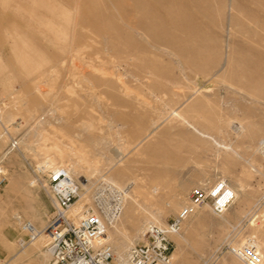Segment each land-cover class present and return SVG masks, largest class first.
<instances>
[{"label": "rangeland", "instance_id": "1", "mask_svg": "<svg viewBox=\"0 0 264 264\" xmlns=\"http://www.w3.org/2000/svg\"><path fill=\"white\" fill-rule=\"evenodd\" d=\"M66 1L49 0L59 16ZM186 1L193 3V9L200 10L197 12L201 15L191 16L190 29L180 31L171 26L170 18L183 16L185 6L167 2L156 14V22L151 23L154 27L149 24L143 29L150 39L139 38L122 26L112 29L83 24L79 18L88 19L85 9L76 12V28L55 24L40 32L22 17L13 18V26L4 29L18 36L12 40L24 42L32 55L41 58V70L51 63L56 66L44 76L21 69L9 57L11 39L2 38L4 30H0V163L6 178L0 188V264L19 252L18 239L29 245L20 224L10 227L16 217L41 230L52 213L51 203L42 188L34 184L31 171L45 159L37 154V147L52 148L46 136L62 145L71 142L86 158L88 165L82 167L90 172L85 176L69 171L82 187L76 208L89 202L90 194L85 193L83 184L90 187L106 179L122 188L130 187L115 225L133 244L143 240L144 229L150 225L148 219L165 224L187 202L192 188L225 178L237 192L233 204L219 217L208 205L197 208L173 238L172 264H242L226 253L225 247L226 243L239 247L248 240L264 264V159L256 149L264 137V0ZM17 5L6 6L4 11L19 13V9L31 8L25 0ZM134 15L133 19L140 17ZM19 30L24 31L22 35ZM80 42L91 47L96 44L107 59L103 67L109 71L98 72L101 68H97L92 69L91 76L85 74L95 86V98L84 83L71 77L70 66L55 64L67 56L64 47H81ZM165 44L173 47L168 49ZM102 45L107 48L106 54ZM36 78L41 81L34 84ZM38 119L42 120L36 125ZM181 119L207 133L220 143V149L211 139L200 138L185 128ZM88 122L93 129L84 132L83 124ZM238 123L243 126L241 134L234 132ZM73 131L82 136L73 137ZM13 139L17 146L9 150L8 143ZM227 148L235 153L224 150ZM46 159L60 166L57 159ZM155 185L159 189L152 192ZM129 206L134 210L124 219ZM26 251L29 256L19 255L11 264H46L41 257L42 243L30 244Z\"/></svg>", "mask_w": 264, "mask_h": 264}, {"label": "built area", "instance_id": "2", "mask_svg": "<svg viewBox=\"0 0 264 264\" xmlns=\"http://www.w3.org/2000/svg\"><path fill=\"white\" fill-rule=\"evenodd\" d=\"M16 146V140L9 141V149ZM257 150L264 159V138L258 143ZM31 171L34 184L42 188L52 206L50 218L41 229L47 264H172L173 238L180 234L186 219L203 205H208L213 215L220 216L235 200L234 192L225 180L217 179L210 185L192 188L187 202L165 224L148 225L143 240L129 247L125 259L119 261L113 255L107 230L119 218L124 192L130 187L121 190L100 182L90 203L77 209L75 203L82 187L67 170L51 169L45 163H39ZM43 180L46 183L43 184ZM5 183L0 163V188ZM22 231L26 233L28 243L36 236L30 222L22 223ZM225 251L243 264H263V257L250 240L239 247L226 243Z\"/></svg>", "mask_w": 264, "mask_h": 264}, {"label": "bare ground", "instance_id": "3", "mask_svg": "<svg viewBox=\"0 0 264 264\" xmlns=\"http://www.w3.org/2000/svg\"><path fill=\"white\" fill-rule=\"evenodd\" d=\"M20 0H0V30H6L8 29L9 30V27H12V20L13 18H23L25 19L26 22L30 23V25L32 27H36L38 28V30L41 32V28L45 29V30H49V28H52V26H54L55 24L56 25H59V24H65V25H71L74 26V24L76 23V12L78 9H85V11L87 12V16H88V19H85V20H82V18L80 19L79 18V21L81 20L83 22V24H87L91 27H94L96 25H105L106 28H114V29H117L118 26H122L123 28L131 31L132 33H135V34H139L140 37L139 38H144V39H150L148 37V33L144 32L143 29L147 28L148 25H152L151 23H155V19H156V14L161 12L160 11V7L162 6V4H165L167 2H170L171 4L173 5H182L184 7V14L183 16L180 15V17L178 16H172V18H170V23H171V26L173 25L174 29L175 30H180V31H183V30H189L190 27H189V23H190V20L192 19V17H194L195 15L197 17H200V13H198L197 11H200V10H197L196 9L194 10L193 7L195 8V6H193V3L189 2V1H186V0H67L66 1V4H65V7L63 8L62 11L63 14L62 15H58V13L60 12H57L55 10V8L53 7L52 5V2H49V0H25V2L27 3H30V9L28 10H17L19 11V13H8V12H5L4 11V7H9V6H12L14 4L17 5V2H19ZM259 1V0H258ZM262 1V0H261ZM24 3V1H22ZM130 2V3H129ZM227 3V2H226ZM263 4V2H262ZM177 5V6H178ZM18 6V5H17ZM236 7V6H235ZM200 8V6H199ZM198 8V9H199ZM202 8V7H201ZM227 8H228V5H227ZM233 8V7H232ZM190 10V13L189 11ZM260 10V9H259ZM79 12V10H78ZM176 12V11H175ZM204 12V11H202ZM71 13V14H70ZM139 14V18L138 19H133L131 15H133V17L135 16L134 14ZM163 13V12H162ZM165 13V12H164ZM264 13V12H263ZM15 14V15H14ZM86 14V13H85ZM182 14V11L181 13ZM259 14H262L261 12ZM84 15V14H83ZM161 15V14H160ZM209 15V14H208ZM168 16V15H167ZM192 16V17H191ZM263 16V15H262ZM261 16V17H262ZM83 17V16H82ZM86 17V15L84 16ZM164 17V16H163ZM161 16V18H163ZM177 17V18H176ZM207 17V16H205ZM264 17V16H263ZM136 18V17H134ZM17 19V20H18ZM168 19H169V16H168ZM167 19V20H168ZM158 20V19H157ZM78 21V22H79ZM19 22V20L17 21ZM195 22V21H194ZM23 23V22H22ZM162 23H164L162 21ZM166 23V22H165ZM168 23V21H167ZM79 24V23H78ZM77 24V26H78ZM76 25V24H75ZM81 25V24H80ZM78 26L79 29H82L81 26ZM169 25V23H168ZM167 25V26H168ZM43 26V27H42ZM85 26V25H84ZM102 26V27H103ZM154 27V25H152ZM194 26V25H193ZM75 27V26H74ZM18 28V27H17ZM30 28V27H29ZM76 28V27H75ZM93 28V29H94ZM101 28V27H100ZM99 28V29H100ZM105 28V27H104ZM103 28V29H104ZM166 28V26H165ZM168 28V27H167ZM88 29H91V28H88ZM91 29V30H93ZM101 29V30H103ZM142 30L141 32L139 30ZM157 29V28H156ZM4 30V37L2 35V38H5V39H11L10 41V44H9V47L10 48H7L6 45L5 47L8 49V55L9 57H12L14 58L19 64V66L21 67V69H30V71L34 70L33 72H37L38 74H40L41 76H44V73L45 72H48L50 73L51 71H49L51 68H54L56 66H51L50 64V67H47L48 69H45V70H41L42 68V65H41V58H38L37 56L35 55H32L29 51V48H27L25 45L24 42L22 41H19L18 39L15 41H13L12 39L18 37V36H14L11 34H8L6 33V31ZM28 30H32V28L28 29ZM97 30V29H95ZM20 31V30H19ZM23 31V30H22ZM20 31V34L21 32ZM35 31V30H34ZM75 31V29H74ZM73 31V33H74ZM82 31V30H81ZM161 31V30H160ZM159 31V32H160ZM24 32V31H23ZM36 32V31H35ZM90 32V31H89ZM87 32V33H89ZM96 32V31H95ZM118 32V31H116ZM122 32V31H121ZM2 33V32H1ZM92 33V32H91ZM99 33V31L97 32ZM103 33V32H102ZM109 34V31L107 32ZM113 33V32H112ZM119 33V32H118ZM182 33V32H181ZM197 33V32H196ZM23 34V33H22ZM21 34V35H22ZM26 34V33H25ZM33 34V32L31 33ZM35 34V33H34ZM33 34V35H34ZM78 34V33H77ZM111 34V33H110ZM115 34V33H113ZM186 34V33H185ZM83 35V34H82ZM90 35V33H89ZM92 35V34H91ZM183 35V33H182ZM188 36V34H186ZM195 35V34H194ZM72 36V34H71ZM74 36V35H73ZM81 36V35H80ZM84 36V35H83ZM82 36V37H83ZM109 36V35H108ZM119 37H121L120 35H118ZM124 36V34H123ZM150 36V35H149ZM154 36V34H153ZM190 36V35H189ZM192 36V35H191ZM27 37V36H25ZM37 36L35 35L34 38H36ZM46 37V36H45ZM77 37V36H76ZM113 37V36H112ZM137 37V36H136ZM151 37V36H150ZM155 37V36H154ZM29 38V37H28ZM72 37H70L69 39H71ZM86 39V37H83ZM107 38V37H106ZM122 38V37H121ZM153 38V37H152ZM105 39V38H104ZM138 39V38H137ZM82 40V39H81ZM103 40V39H102ZM106 40V39H105ZM104 40V41H105ZM143 40V39H142ZM142 40H139L141 42H144ZM153 40V39H152ZM168 39H166V44L168 43L167 41ZM85 41V40H84ZM123 41H126V40H123ZM68 42H71L70 40H68ZM67 42V44H68ZM101 42V41H100ZM99 42V44H100ZM129 42V41H128ZM72 43V42H71ZM130 43V42H129ZM158 44V42H156ZM161 45H163L164 43H161L159 42ZM81 45V42L79 43ZM98 44V45H99ZM103 44V43H102ZM126 44H128L126 42ZM165 44V45H166ZM96 45V44H94ZM90 46V44L88 43H84L81 45V47H75V48H72L69 44V46L66 48L64 47L65 49V52L66 53V57H59L61 58L60 61L58 63H56L55 61V64H57L59 67H63L67 64V66H70L73 71L70 72L71 74V77L74 78L76 81L78 80V83H84L85 84V87L89 90L90 92V96L92 98H95V93H94V84L90 81V79H88L86 77L85 74L87 75H90L91 76V71L92 69H97V68H101V70H97L98 72L101 71V72H105V71H109V70H106V68L103 67V64L107 61V59H105L104 56L101 55V52H99L97 50L96 47L98 46ZM108 45V44H107ZM129 45V44H128ZM75 46V45H74ZM100 46V45H99ZM103 46V45H102ZM105 46H106V43H105ZM105 46H103L102 48V51L106 54L107 52H105V50L107 48H104ZM129 46H133L132 45H129ZM135 46V45H134ZM149 46V45H148ZM172 46V45H171ZM170 46V47H171ZM157 47V46H156ZM167 47V45H166ZM170 47H167L168 49ZM173 47V46H172ZM5 48V49H6ZM111 49V47H109ZM60 49V48H59ZM108 49V50H110ZM158 49V48H157ZM174 49V48H173ZM57 51V50H56ZM62 51V49H61ZM165 51V50H163ZM170 51H173L172 49H170ZM168 52V51H167ZM59 53V52H58ZM57 53V54H58ZM63 53V54H64ZM86 54L87 56H84L83 55ZM189 53V51H188ZM175 54V53H174ZM49 55V54H48ZM65 55V54H64ZM176 55H178L176 53ZM194 55V53H193ZM261 55V54H260ZM53 56V55H52ZM56 56V55H55ZM61 56V55H60ZM129 56V55H128ZM173 56V55H172ZM192 56V55H191ZM112 57V56H111ZM127 57V56H126ZM257 57V56H256ZM259 57V56H258ZM262 57V56H261ZM107 58V57H106ZM130 58V57H129ZM55 59V58H54ZM125 59V57H124ZM260 59V58H258ZM264 59V58H263ZM108 60L109 62L112 61V59L108 57ZM258 61V60H257ZM51 62V61H50ZM262 62V60H261ZM257 64L259 62H256ZM113 66V65H112ZM110 67V66H108ZM250 67V66H249ZM248 67V68H249ZM260 67V66H259ZM112 68V67H111ZM261 68V67H260ZM71 69V70H72ZM144 69V68H143ZM252 69V68H251ZM56 70V68H55ZM70 70V69H69ZM260 71V70H259ZM69 72V71H68ZM141 72V71H140ZM240 72H241V69H240ZM243 72V71H242ZM142 73V72H141ZM144 73V72H143ZM142 73V74H143ZM261 73V71H260ZM259 73V74H260ZM32 74V73H31ZM239 74V73H238ZM245 74H248L247 72ZM254 74V73H251V75ZM258 74V73H257ZM262 74V73H261ZM264 74V73H263ZM49 75V74H48ZM144 75V74H143ZM40 76V77H41ZM255 76V74L253 75V77ZM21 77V76H20ZM18 77V78H20ZM26 77V76H25ZM37 77V75H36ZM34 78V77H33ZM32 78V79H33ZM37 80L34 82L37 83V82H40L41 80H38L40 78H36ZM239 80V78H237ZM237 80V81H238ZM244 80V79H242ZM249 80V79H248ZM27 81V80H26ZM32 81V80H31ZM240 81V80H239ZM245 82V81H244ZM244 82H242L244 84ZM257 82V81H256ZM34 84L30 85V86H33ZM245 84H249V83H245ZM257 84V83H256ZM81 84H79L80 86ZM236 85V84H234ZM239 85V84H238ZM254 85V84H253ZM35 86V85H34ZM78 86V88H79ZM83 86V85H81ZM240 86V85H239ZM244 86V85H243ZM241 86V87H243ZM37 88V85L35 86ZM84 87V88H85ZM240 87V88H241ZM83 88V87H82ZM33 89V87H32ZM243 89V88H242ZM35 89H33L34 91ZM81 91V89H79ZM241 90V89H240ZM38 91V89H37ZM35 91V92H37ZM41 91V90H40ZM75 91V90H74ZM85 92V91H83ZM42 93V92H41ZM41 93L39 92L38 94L41 95ZM76 93V92H75ZM82 93V92H81ZM86 93V92H85ZM39 95V97H40ZM43 95V94H42ZM41 95V96H42ZM83 95V94H82ZM38 96V95H37ZM88 96V95H86ZM43 97V96H42ZM77 97V96H76ZM25 98V97H24ZM79 98V97H78ZM90 98V97H88ZM41 99V97H40ZM26 100V99H24ZM27 102V101H25ZM26 105H31L30 103H26ZM31 107H33L31 105ZM30 107V108H31ZM29 108V109H30ZM35 109V108H34ZM34 111V110H33ZM28 112V111H27ZM31 113V112H30ZM38 117V116H37ZM160 117V116H159ZM158 117V118H159ZM175 118H178L179 115L175 114L174 115ZM36 119V118H35ZM40 120L42 119H38L36 121V125H38L40 122ZM181 122L182 125L185 126V128L187 129H191L198 137L200 138H204V139H211V137H209V135L203 131H200L199 129H197L193 124L189 123V122H186L185 120L181 119L179 120ZM67 122V121H65ZM2 126V125H1ZM232 126V125H231ZM233 127V126H232ZM8 128V127H7ZM91 129H93L92 127V124L91 122H88V123H84L83 124V127L81 130H83L84 132L87 131L89 132ZM234 132L237 131L239 132L240 134L243 133V126L241 123H238L234 126ZM5 130V129H4ZM77 130V129H76ZM79 130V129H78ZM6 131V130H5ZM82 131V132H83ZM74 132V131H73ZM1 133V132H0ZM5 133V132H4ZM3 133V134H4ZM75 133V132H74ZM81 133V131H80ZM82 134V133H81ZM79 133H75L73 134L74 136L73 137H80ZM90 135V134H89ZM3 136V135H2ZM0 135V138L2 137ZM65 138L66 139H69V136H66L64 134ZM82 136V135H81ZM87 136V135H86ZM87 138V137H86ZM264 138V137H263ZM262 138V139H263ZM46 139L51 141V144H52V148H45V147H37V154H39V156H41V158H45L43 159L42 161H40L39 163H45L47 166H49V168L51 169H56V168H63L65 170H67L68 172L69 171H72L74 174H78L80 177H83L85 176V173L87 172H90L89 170H86L84 171L83 170V167L82 166H87L88 163L86 161V158L85 156L79 152L75 146H73L72 144L68 143V145H62V144H59L58 142H56L53 138L49 137V136H46ZM91 139L93 140V136L91 137ZM89 139V140H91ZM261 139V140H262ZM88 140V138H87ZM260 140V141H261ZM213 141V140H212ZM259 141V142H260ZM258 142V143H259ZM214 145L216 146V149H220V143H217L215 141H213ZM258 146V145H257ZM30 147H28L27 150L30 151L29 149ZM226 148V147H225ZM257 149V147H256ZM11 150V149H9ZM224 150H228L230 151L231 153H235L232 151V149H224ZM258 151V150H257ZM31 153V152H30ZM36 154V153H35ZM34 154V155H35ZM37 156V155H36ZM47 157H51L52 159H57L58 162L60 163V166H57L56 164L53 163V165L49 162V160H47L46 158ZM40 158V157H39ZM38 163V164H39ZM95 172V170H93ZM258 171V170H257ZM70 173V172H69ZM71 174V173H70ZM91 174V173H90ZM93 174V173H92ZM72 175V174H71ZM101 177V176H100ZM221 180H225V178H221ZM86 181L89 182L88 179H86ZM137 181V180H136ZM100 182H106V183H109L113 186H115L116 188H119V189H124L125 187H120V186H117L115 185L116 181H113L114 183L106 180V179H101L99 180L97 183H95L94 185H91L90 187H88V185H90L89 183L87 185L83 184L84 186V190H85V193L86 194H90L88 195L89 197V202L90 203V199H91V195L92 193L94 192V190L98 189L97 185L100 183ZM91 183V182H90ZM93 184V183H92ZM159 187L158 186H154L152 192H156V190H158ZM232 189V188H231ZM90 192V193H89ZM233 192H234V195H237V192L236 190L233 189ZM127 192L125 193L124 192V197H123V207H122V211H123V208H124V203L126 201V198H127ZM129 198V197H128ZM130 201L131 203H135V201L133 199L130 198ZM129 201V202H130ZM87 203V204H88ZM80 205V204H79ZM82 207V205H81ZM80 208V207H79ZM77 208V209H79ZM209 208V206H208ZM134 210L132 209L131 206H129L125 212H124V216L123 218L124 219H127L129 217V214L131 213V211ZM122 211L119 215V218L122 214ZM227 211V210H226ZM225 211V212H226ZM224 212V213H225ZM223 213V214H224ZM222 214V215H223ZM221 216V215H220ZM152 217V216H151ZM219 217V216H218ZM119 218L112 223V225L108 228L107 230V238H108V242L112 248V251H113V255L114 257L119 260V261H123L126 257V253L129 249V247L135 245L133 244L126 236L125 234L117 228V226L115 225V223L119 220ZM15 219V218H14ZM24 222V221H23ZM20 218L19 217H16V221H14L10 227H14L15 225H19L20 224V230H22V223ZM148 222L149 224H155V225H161V223L156 219V218H153V220H149L148 219ZM32 225V224H31ZM115 225V226H114ZM33 226V225H32ZM34 227V226H33ZM114 227V235L111 234V230L112 228ZM36 233H35V238L29 242V245L30 244H33V243H37L39 245H41V243L44 242V236L41 234V230H36V228L34 227ZM111 229V230H110ZM145 230H146V227L144 229V233H145ZM11 243V241H9ZM17 244H18V249L19 252L17 254H15V256H13V258L11 259H7L6 261L3 262V264H11L13 261L19 259V255H25V256H29L28 255V252L26 251V248L29 246H25V242L21 239H18L17 241ZM28 243V242H27ZM137 244V243H136ZM229 246H233V247H237L236 244L234 245L233 244H229ZM31 253V252H30ZM24 256V257H25ZM233 256V255H232ZM41 257H42V261H47L48 262V255L46 252L42 253L41 254ZM235 259H237L238 261L241 262V260L235 256H233ZM46 262V264H47ZM242 263V262H241ZM2 264V263H1ZM236 264V263H234ZM243 264V263H242Z\"/></svg>", "mask_w": 264, "mask_h": 264}]
</instances>
